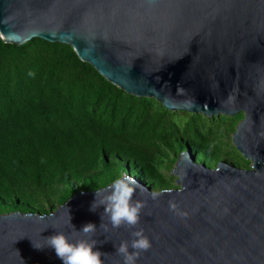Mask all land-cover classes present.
I'll list each match as a JSON object with an SVG mask.
<instances>
[{"label": "water", "instance_id": "obj_1", "mask_svg": "<svg viewBox=\"0 0 264 264\" xmlns=\"http://www.w3.org/2000/svg\"><path fill=\"white\" fill-rule=\"evenodd\" d=\"M0 38L68 45L106 81L168 112L206 121L242 113L232 143L251 163L207 169L182 153L178 189L157 200L137 189L145 207L136 228H112L103 205L90 210L110 184L50 214H2L0 264H63L45 239H86L72 225L88 223L97 227L95 250L110 254L105 264H123L117 247L141 228L152 247L136 264H264V0H0Z\"/></svg>", "mask_w": 264, "mask_h": 264}, {"label": "rangeland", "instance_id": "obj_2", "mask_svg": "<svg viewBox=\"0 0 264 264\" xmlns=\"http://www.w3.org/2000/svg\"><path fill=\"white\" fill-rule=\"evenodd\" d=\"M37 101L47 118L38 109L22 118ZM0 112L20 127L46 124L49 117L54 127L69 129L68 143L75 148L59 168L1 186L0 215L50 214L69 199L67 192H84L86 176L95 175L96 190L111 184L103 179L102 154L114 165L115 179L128 174L151 191L179 188L173 170L186 152L207 169L220 162L251 169L232 143L242 113L206 121L200 114L168 112L152 98L127 95L60 43L37 39L0 51ZM98 140L104 152L90 146Z\"/></svg>", "mask_w": 264, "mask_h": 264}, {"label": "trees", "instance_id": "obj_3", "mask_svg": "<svg viewBox=\"0 0 264 264\" xmlns=\"http://www.w3.org/2000/svg\"><path fill=\"white\" fill-rule=\"evenodd\" d=\"M13 46L4 43L0 38V51ZM12 96H9L8 101L12 102ZM37 109L43 117L47 118L41 101H37L29 109L27 107L22 118L24 116L32 118L35 116L33 112H36ZM49 120L48 117L47 123L43 125L37 123L20 127L18 124L10 123L5 112H0V187L17 179L29 180L40 172H50L52 168H59L70 159L69 156L75 152V148L68 143L69 129L54 127V123ZM26 121L28 120L26 119ZM90 146L99 148L102 152L105 150L102 140L92 142ZM179 146L181 147L182 144L179 143ZM102 156L103 179L107 183H112L115 180L114 165L107 162L104 154ZM62 171L61 169L57 172L62 174ZM95 183V175L84 177V192L96 190ZM65 197L66 199L71 197L70 191Z\"/></svg>", "mask_w": 264, "mask_h": 264}, {"label": "clouds", "instance_id": "obj_4", "mask_svg": "<svg viewBox=\"0 0 264 264\" xmlns=\"http://www.w3.org/2000/svg\"><path fill=\"white\" fill-rule=\"evenodd\" d=\"M137 189L139 192L148 193L153 200L159 199L163 194L172 193L171 188L149 192L139 185L133 176L124 174L115 179L108 187L96 191V197L90 210L95 212L97 208L103 205L105 211L102 220L104 221V217H107L112 228H136L140 223L142 210L145 207V202L134 199L137 195ZM169 208L182 217L187 215V213L179 211V206L174 201H169ZM100 227L105 231L108 230L103 222ZM72 228L75 233L82 234L83 237L87 238L73 240L65 233L58 232L56 235L45 239L47 247L55 250L57 257L63 261V264H105L102 257H108L110 254L95 250L98 241L92 239V236L97 231L96 225L88 223L80 231H77L73 225ZM131 235L133 237L131 243L123 241L117 247L116 254L123 257V264H136L141 253L149 251L152 247L149 237L142 228L133 231ZM130 249L134 251H130Z\"/></svg>", "mask_w": 264, "mask_h": 264}]
</instances>
